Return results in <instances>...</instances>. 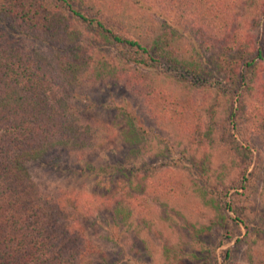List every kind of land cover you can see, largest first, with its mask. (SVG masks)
Instances as JSON below:
<instances>
[{
	"label": "rangeland",
	"instance_id": "obj_1",
	"mask_svg": "<svg viewBox=\"0 0 264 264\" xmlns=\"http://www.w3.org/2000/svg\"><path fill=\"white\" fill-rule=\"evenodd\" d=\"M249 1L239 0V9ZM260 3L264 1L257 0L256 5ZM262 14L249 22L248 34L252 53L260 46L264 58ZM175 28L183 30L180 25ZM184 32L197 71L160 62L154 70L137 69L134 87L125 72L120 81L108 77L75 90L66 102L82 121L104 130V141L82 152L54 148L26 164L41 191L76 196L88 207L80 219L87 264H247L248 246L256 244L264 250L260 198L264 136L256 142L252 139L258 130L264 133V127L246 125L244 119L252 109L259 113L264 106V61L256 59L254 70H246L245 83L236 84L235 77L228 75L230 69L223 71L218 65L222 42L200 35L195 25ZM0 43L25 52L47 50L41 43L10 36L3 28ZM97 48L104 54L114 52L102 41ZM166 87L173 90L169 99L175 115L162 113L157 121V113L147 106L153 102L145 101L143 94L149 91L154 96ZM63 96L55 87L49 92L51 100ZM122 101L139 128L135 132H129L116 109L105 107L114 102L121 108ZM130 138L132 143L126 140ZM217 143L232 150L228 164L212 161ZM107 164L122 169L101 176L88 171ZM242 174L245 189H236Z\"/></svg>",
	"mask_w": 264,
	"mask_h": 264
},
{
	"label": "trees",
	"instance_id": "obj_2",
	"mask_svg": "<svg viewBox=\"0 0 264 264\" xmlns=\"http://www.w3.org/2000/svg\"><path fill=\"white\" fill-rule=\"evenodd\" d=\"M249 2L241 11L239 0H0V28L47 47L25 52L0 43V264H87L80 219L88 207L76 196L41 191L26 170L28 162L54 148L82 152L104 141V130L82 121L67 96L108 77L120 81L125 72L134 87L137 69L154 70L160 62L197 71L184 40V30L191 25L200 35L222 42L219 67L230 69L234 83H245L246 70H254L256 59L264 61L260 46L252 53L248 34L249 22L263 15L264 4ZM178 24L183 30L175 28ZM100 41L112 47L113 54L99 51ZM236 51L241 55H233ZM54 87L62 98L50 99ZM166 88L153 91L154 96L143 94L145 101L153 102L147 106L157 113V121L162 113L175 115L169 99L173 90ZM122 103L121 108L114 102L105 107L116 109L129 132H135L139 128ZM227 117L234 122L233 113ZM244 119L246 125L264 127V106ZM262 135L258 130L252 139L256 142ZM132 151L135 155L136 149ZM233 157L228 145L215 144L212 161L228 164ZM121 169L107 164L88 171L101 176ZM244 181L242 174L236 189L244 190ZM260 198L264 204V193ZM240 219L235 221L244 225ZM246 255L247 264H264V250L258 245L248 246Z\"/></svg>",
	"mask_w": 264,
	"mask_h": 264
}]
</instances>
